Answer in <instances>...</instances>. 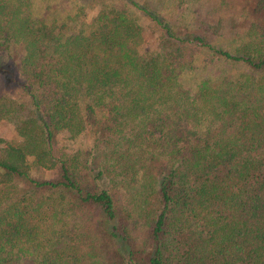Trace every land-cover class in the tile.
Masks as SVG:
<instances>
[{
  "label": "trees",
  "instance_id": "16d2710c",
  "mask_svg": "<svg viewBox=\"0 0 264 264\" xmlns=\"http://www.w3.org/2000/svg\"><path fill=\"white\" fill-rule=\"evenodd\" d=\"M2 124L0 264H264V0H0Z\"/></svg>",
  "mask_w": 264,
  "mask_h": 264
},
{
  "label": "rangeland",
  "instance_id": "374dc122",
  "mask_svg": "<svg viewBox=\"0 0 264 264\" xmlns=\"http://www.w3.org/2000/svg\"><path fill=\"white\" fill-rule=\"evenodd\" d=\"M148 2L150 4H153V5L156 4V0H148ZM14 137L15 136H14V133H13L12 128H11L10 125H7V124L0 125V139H7V140H9V139H12ZM65 138L66 137L64 136L63 139H62V141L69 148L76 149V148H79L81 145H84L83 144L84 143L83 138H78V139H76L74 141L66 140Z\"/></svg>",
  "mask_w": 264,
  "mask_h": 264
}]
</instances>
